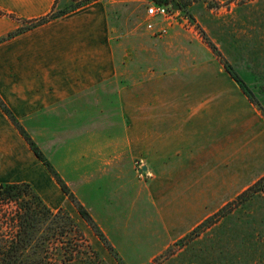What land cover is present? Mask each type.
Segmentation results:
<instances>
[{
  "label": "rangeland",
  "instance_id": "1",
  "mask_svg": "<svg viewBox=\"0 0 264 264\" xmlns=\"http://www.w3.org/2000/svg\"><path fill=\"white\" fill-rule=\"evenodd\" d=\"M175 1L188 26L157 18L149 29L157 1L109 5L118 75L102 85L106 112L91 125L21 126L124 264H264V0ZM29 169L48 206L78 226L72 247L85 253L75 264H119L68 196ZM252 187L263 190L239 199Z\"/></svg>",
  "mask_w": 264,
  "mask_h": 264
},
{
  "label": "crops",
  "instance_id": "2",
  "mask_svg": "<svg viewBox=\"0 0 264 264\" xmlns=\"http://www.w3.org/2000/svg\"><path fill=\"white\" fill-rule=\"evenodd\" d=\"M55 2L0 0L4 13L0 38L22 28V21L48 15ZM116 2L95 1L0 43V97L20 125L28 129L32 125H91L92 113L106 112L107 105L99 99L101 87L118 75L109 11V5ZM96 125H106V119ZM30 167L64 198L60 186L0 108V177L31 183L44 196Z\"/></svg>",
  "mask_w": 264,
  "mask_h": 264
},
{
  "label": "trees",
  "instance_id": "3",
  "mask_svg": "<svg viewBox=\"0 0 264 264\" xmlns=\"http://www.w3.org/2000/svg\"><path fill=\"white\" fill-rule=\"evenodd\" d=\"M69 1L70 4L68 5L70 6L59 8L61 0H56L52 11L48 15L37 20L24 21L25 25L22 28L8 34L6 37L0 38V43L61 18L95 0ZM153 1L168 4L169 0ZM209 45L214 51L217 50L213 43H209ZM224 65L229 75L241 87L248 98L253 103L258 104L252 89L239 74L235 66L229 64V62H225ZM0 108L19 130L38 160L42 162L49 173L56 179L62 192L76 205L81 217L88 223L107 249L114 254L119 264H124L89 211L80 204L75 195L69 190L50 160L28 135L26 130L22 128L1 98ZM262 190V188L252 187L239 199L244 198L251 191L258 193ZM77 230L78 226L71 217L62 210L54 212L30 183L21 182L0 185V264H75L85 253L81 251L83 250L81 249L83 245H80V243H78L80 249L76 250V252L73 249L74 247H72L76 233H78ZM196 231L198 230L175 243L180 248L179 250H185L192 244L195 235L199 237L200 231L197 233ZM173 254L175 253L171 252V248H169L164 252L162 258L168 260L175 256ZM170 255L172 256L169 257Z\"/></svg>",
  "mask_w": 264,
  "mask_h": 264
},
{
  "label": "built area",
  "instance_id": "4",
  "mask_svg": "<svg viewBox=\"0 0 264 264\" xmlns=\"http://www.w3.org/2000/svg\"><path fill=\"white\" fill-rule=\"evenodd\" d=\"M157 18L164 19L171 23L181 22L183 26L189 25V19L184 15L183 11H175L171 5L154 3L147 8V27L154 29V20Z\"/></svg>",
  "mask_w": 264,
  "mask_h": 264
},
{
  "label": "water",
  "instance_id": "5",
  "mask_svg": "<svg viewBox=\"0 0 264 264\" xmlns=\"http://www.w3.org/2000/svg\"><path fill=\"white\" fill-rule=\"evenodd\" d=\"M170 5H171L172 9L175 10V11L181 10L180 5H178L175 0H171L170 1Z\"/></svg>",
  "mask_w": 264,
  "mask_h": 264
}]
</instances>
